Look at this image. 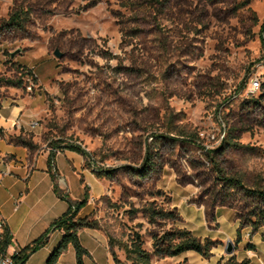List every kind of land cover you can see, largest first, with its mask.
<instances>
[{
  "label": "rangeland",
  "instance_id": "374dc122",
  "mask_svg": "<svg viewBox=\"0 0 264 264\" xmlns=\"http://www.w3.org/2000/svg\"><path fill=\"white\" fill-rule=\"evenodd\" d=\"M151 1L0 0V101L21 98L31 130L22 139L33 147L72 143L89 154L102 184L85 188L83 213L125 264L121 243L139 233L151 252L152 234L172 228L214 247L171 264H264L251 201L217 176L264 187V0ZM17 9L28 19L11 31L3 25ZM149 153L156 169L143 177ZM149 208L181 218L153 223Z\"/></svg>",
  "mask_w": 264,
  "mask_h": 264
},
{
  "label": "crops",
  "instance_id": "0c3cea01",
  "mask_svg": "<svg viewBox=\"0 0 264 264\" xmlns=\"http://www.w3.org/2000/svg\"><path fill=\"white\" fill-rule=\"evenodd\" d=\"M22 115L21 98L14 105L8 100L0 101V219L13 236L8 249L11 253L41 237L68 210L69 203L55 192V185L73 201H82L86 187H91L93 192L102 184L89 170L85 156L67 148L55 152L56 179L53 180L48 161L52 146L29 148L21 144V138L31 131ZM40 141L37 136L32 139L35 145ZM84 208L79 211V217H85ZM78 234L90 253L84 259L85 264H116L104 231L83 228ZM62 237L63 231H52L47 244L34 252L25 264H46ZM196 254L202 259L200 254L188 251L176 257L155 258L159 261L154 264L166 261L171 264L176 258L191 259L196 258ZM56 264H77L72 245ZM189 264L197 262L189 261Z\"/></svg>",
  "mask_w": 264,
  "mask_h": 264
},
{
  "label": "trees",
  "instance_id": "16d2710c",
  "mask_svg": "<svg viewBox=\"0 0 264 264\" xmlns=\"http://www.w3.org/2000/svg\"><path fill=\"white\" fill-rule=\"evenodd\" d=\"M158 2L159 0H153ZM154 2H149L154 6ZM250 3V0H245L240 4V7H244ZM29 12L24 9H17L14 11L9 20L4 23V27L11 31L21 30L25 27L26 20L28 19ZM264 34V22L261 25V36ZM263 39V38H262ZM195 143V139L190 138ZM21 144L32 148L33 145L30 141L21 138ZM233 145L231 142L228 146ZM70 149L88 157L89 154L81 149L80 146L72 143L59 144L53 143L51 152L49 155V171L52 179H56L55 173V150ZM156 169V161L151 154L145 156L141 169L138 170L141 176L145 177ZM99 172V171H98ZM101 171L98 173L101 176ZM218 179L221 181L222 186L235 188L239 194L246 200L251 201L249 205L250 210L246 213V220L250 224L253 230H258L264 226V187L248 188L244 185L241 179L236 177H228L224 175L223 170L218 169ZM55 192L69 203L68 210L56 219L51 227L38 239L20 249L18 254L13 255L15 264H25L29 257L45 246L49 240V234L54 230L63 231V237L58 243L56 248L49 256L46 264H56L61 255L72 245L76 252L77 264H85V257L90 256L87 248L83 246L79 238V230L83 228H97V222L90 220L87 217H79V211L85 206L89 199L88 193H85V197L82 201H73L67 194H63L59 188L55 185ZM147 215L150 222H156V218L167 219L171 221L180 220V215L175 209H147ZM13 236L10 230L6 227L3 236L0 240V256L8 252L10 245L12 244ZM142 236L137 233L132 239L131 243H121L120 246L124 249L125 257L131 264H154V259H164L167 257H176L181 254L194 251L203 257H208L214 247L211 241H203L198 238L191 230L186 228H172L164 231L161 235L152 234V252L143 247ZM109 245L111 253L116 264H125L122 262L116 253L113 251L112 239L109 238ZM218 264H249V261H238L234 256L229 257L224 263Z\"/></svg>",
  "mask_w": 264,
  "mask_h": 264
},
{
  "label": "built area",
  "instance_id": "2783aa9c",
  "mask_svg": "<svg viewBox=\"0 0 264 264\" xmlns=\"http://www.w3.org/2000/svg\"><path fill=\"white\" fill-rule=\"evenodd\" d=\"M260 86H261L260 79L258 77H254L251 80V91H255V90L259 89ZM32 127H35L34 123L32 124ZM55 151H58V150H55ZM0 183H1V175H0ZM5 228H6L5 221L0 219V240L3 236ZM18 252H19V250H16L12 253L8 251L6 254L1 255L0 256V264H15V262L13 260V255L18 254Z\"/></svg>",
  "mask_w": 264,
  "mask_h": 264
},
{
  "label": "water",
  "instance_id": "95a60500",
  "mask_svg": "<svg viewBox=\"0 0 264 264\" xmlns=\"http://www.w3.org/2000/svg\"><path fill=\"white\" fill-rule=\"evenodd\" d=\"M54 54L57 57H61L62 56V54L57 49L55 50ZM233 251H234L233 243L231 241H229L228 244H227V247L225 249V252H226V254L231 255L233 253Z\"/></svg>",
  "mask_w": 264,
  "mask_h": 264
}]
</instances>
